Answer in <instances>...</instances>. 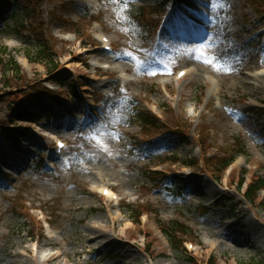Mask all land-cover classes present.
Listing matches in <instances>:
<instances>
[{
	"label": "rangeland",
	"instance_id": "374dc122",
	"mask_svg": "<svg viewBox=\"0 0 264 264\" xmlns=\"http://www.w3.org/2000/svg\"><path fill=\"white\" fill-rule=\"evenodd\" d=\"M173 1L16 0L14 20L6 6L0 48L20 73L2 78L0 68V264H264V224L253 217H264V191L250 207L234 188L244 172L264 180V85L247 86L264 74V0H180L171 13ZM179 14L200 25L174 27ZM209 35L211 46L200 47ZM39 43L55 55L50 67L28 60ZM198 47L216 63L195 60ZM23 109L39 122L13 121ZM142 113L155 128H141ZM85 118L105 134L89 136ZM55 137L66 140L59 159ZM35 152L47 168H26ZM149 169L170 184L152 187ZM171 221L176 250L159 232Z\"/></svg>",
	"mask_w": 264,
	"mask_h": 264
},
{
	"label": "trees",
	"instance_id": "16d2710c",
	"mask_svg": "<svg viewBox=\"0 0 264 264\" xmlns=\"http://www.w3.org/2000/svg\"><path fill=\"white\" fill-rule=\"evenodd\" d=\"M11 7L15 8L17 6L16 0L12 1L11 3ZM10 19H15V14L14 11H11V15H10ZM145 24V23H142ZM16 32V31H15ZM9 56V53L7 52L6 48H0V68L2 69V78L7 77L9 75H17L20 73V69L17 66V64L15 63V61L13 60V58H8L6 59L5 57ZM53 57L54 55L51 53L50 49L46 46L45 43H39L38 44V48L35 54V58L34 61H41V62H46L48 63V67H50V64L53 62ZM32 60V59H31ZM26 118H30V120H35V118L32 117V115H30L29 113L20 111L17 112V115L15 117L14 120H23ZM152 117L146 114H140L138 117V120L140 121L142 127H144V129H151L153 127H155V123L152 122ZM38 156V155H37ZM42 161V158L40 156L35 157L33 164L35 165V167H39L40 163ZM230 164V161H225L221 166H219V172L222 173L223 170H225L227 168V166ZM185 166L191 167L192 163H184ZM34 167V166H33ZM145 179L147 181V183L152 184L153 186H157V187H161L166 183V178L164 175L156 172V171H146L145 173ZM245 176L246 174H242L241 177L239 178L237 187L239 189L244 187V197L245 199H247L249 202H253L257 196L258 191H260L261 189H264V180L258 178V177H254L252 180H250V182L247 184L245 182ZM165 178V179H164ZM128 212L130 213H134L135 211H132L131 209H127ZM139 215L137 214V216L135 217V221L138 220ZM138 222V221H137ZM136 222V223H137ZM176 223L175 222H170V224L168 226H164V228L162 229L166 235L171 238V243H172V248L175 250L176 247L174 246V239H175V235L177 233V230L175 228ZM239 264H262L261 262H255V261H250V262H246V263H239Z\"/></svg>",
	"mask_w": 264,
	"mask_h": 264
},
{
	"label": "snow or ice",
	"instance_id": "6c2138e0",
	"mask_svg": "<svg viewBox=\"0 0 264 264\" xmlns=\"http://www.w3.org/2000/svg\"><path fill=\"white\" fill-rule=\"evenodd\" d=\"M187 22H188V18L185 15H183V14H179L177 23H176V25L174 27H179V26L185 25V24H187ZM211 26H212V21L210 20L208 27L210 28ZM212 39H213V37L211 35H209L207 37V40H205V41H203L201 43L200 47H204V48L210 47ZM193 52L194 53H199L198 55H195L193 57L195 60H198V61H200L202 63L210 64V65H214L216 63L215 58L207 59V53L206 52H200V48L199 47L196 48V49H193ZM118 55L123 57V58H130V59L136 61V63L138 65L142 66L144 64V61L139 60L136 56L133 55V52H131V51H124V52L119 53ZM151 74L155 75L156 73L155 72H151ZM181 75H183V73H181ZM82 123L84 124V126L86 128L89 129L88 135L93 137V138H95L96 136H101L102 137L105 134L104 132H102L100 130L99 127H96L91 122H89L87 118H85L84 121H82ZM114 138L118 139L119 137L116 136ZM59 147L63 148V145L61 144V145H59ZM105 194L106 195L108 194L107 190H105Z\"/></svg>",
	"mask_w": 264,
	"mask_h": 264
},
{
	"label": "bare ground",
	"instance_id": "6f19581e",
	"mask_svg": "<svg viewBox=\"0 0 264 264\" xmlns=\"http://www.w3.org/2000/svg\"><path fill=\"white\" fill-rule=\"evenodd\" d=\"M257 10H260V9H257ZM262 16L264 17V14H263ZM209 30H211V29L209 28ZM188 35H189L190 38H193V37L196 36L195 34H192V33H191V34H188ZM95 52H96V50H95ZM123 67H124V66H123ZM197 71H198V68H197V67H194V68L191 70V74H194V75H195ZM247 76L249 77L248 72L244 71V77H247ZM250 76L253 77V79H256V83H257V84H255V86H252V85L248 84L247 86H248L249 90H250L251 92L263 93L262 89H263V85H264V74H261V75L256 74V75H250ZM244 77H243L242 74H240V77H238V80H239V81H245V78H244ZM260 100H261V101H264L263 98H261ZM101 190H103V189H101ZM253 217L255 218V220H258V222H259L261 225L264 224V217H260V218H258L257 215H256L255 213H253ZM116 232H117V228L112 227L110 233H111V234H116ZM212 235H216V236H218V237H220V238L226 239L228 242H232L231 238H230L228 235H226L225 233H222V232H216V234H212ZM109 237H110V239H109ZM109 237L103 235V238H104V239H109V240H108L109 243H111L112 241L114 242V240H116L115 237H112V236H109ZM147 245H148V243H147ZM235 248H236V247H235ZM236 249H237V248H236ZM148 256H149V257H153V256H154V253H153L152 250H149V252H148ZM56 259H58V258H56V257H49V258L46 260V262H47V263H51L53 260H56Z\"/></svg>",
	"mask_w": 264,
	"mask_h": 264
}]
</instances>
